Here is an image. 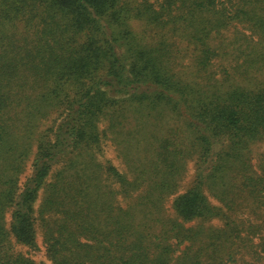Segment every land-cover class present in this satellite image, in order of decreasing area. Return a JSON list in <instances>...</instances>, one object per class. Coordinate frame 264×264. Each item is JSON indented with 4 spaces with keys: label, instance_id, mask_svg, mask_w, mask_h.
Masks as SVG:
<instances>
[{
    "label": "trees",
    "instance_id": "1",
    "mask_svg": "<svg viewBox=\"0 0 264 264\" xmlns=\"http://www.w3.org/2000/svg\"><path fill=\"white\" fill-rule=\"evenodd\" d=\"M234 24L263 71L264 0H0V264L264 260V85L212 71Z\"/></svg>",
    "mask_w": 264,
    "mask_h": 264
},
{
    "label": "rangeland",
    "instance_id": "2",
    "mask_svg": "<svg viewBox=\"0 0 264 264\" xmlns=\"http://www.w3.org/2000/svg\"><path fill=\"white\" fill-rule=\"evenodd\" d=\"M155 2L156 0H150ZM131 26L136 34L139 35L145 42L152 43L156 45V40L151 41L152 33L146 30V27L138 20H131ZM243 34L249 35V31L240 24H234L230 29L223 32V35L219 38L220 42H223V54L222 59H218L212 68V71L215 76L219 79H224V69H228L231 77V82L240 84V86H245L249 88L259 87L264 85V70L258 71V67L252 66L251 68H247V64L243 62L242 58H239V54H242L239 51V46L245 42ZM232 41V42H230ZM246 43V42H245ZM184 43L178 42L174 47H172L173 57L177 59L178 65L177 69L189 75V77H196L197 68L192 64V60L189 59L190 56H185L184 54ZM243 50L246 51V46L243 45ZM178 55V58L176 57ZM244 56V54H242ZM247 53H245V56ZM245 58V57H244ZM236 59V60H235ZM238 65H242L237 67ZM233 66V68H231ZM234 69V70H232ZM211 71V74H212ZM209 76V75H208ZM50 123L44 125L47 126ZM45 128V127H43ZM103 154L102 160L108 161L115 165L116 167L122 168L119 158L117 157V152L114 146L110 142H105L103 144ZM252 152L254 156V163L256 165L259 164V160L264 154V139L262 141L253 144ZM194 178V163L190 162L188 165V172L181 181V192L186 191ZM175 197H170L167 203L169 210H171V205L174 201ZM213 203L215 202L212 200ZM217 223V222H216ZM41 239V238H39ZM42 240H39V248L31 249V255L36 264H52L50 259L48 258L46 251L44 250L43 244H41ZM26 250V247H25ZM252 252H246L242 257V260H246L248 262L252 261L254 264H264V260L260 256H255Z\"/></svg>",
    "mask_w": 264,
    "mask_h": 264
}]
</instances>
